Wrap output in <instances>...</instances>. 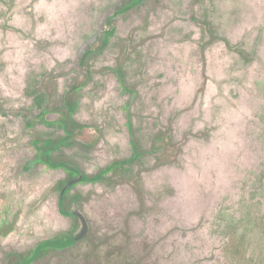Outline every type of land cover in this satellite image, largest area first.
I'll list each match as a JSON object with an SVG mask.
<instances>
[{"label": "rangeland", "instance_id": "374dc122", "mask_svg": "<svg viewBox=\"0 0 264 264\" xmlns=\"http://www.w3.org/2000/svg\"><path fill=\"white\" fill-rule=\"evenodd\" d=\"M130 1L0 0V264L80 227L59 208L67 173L35 146L64 137L69 96L80 126L53 160L92 176L131 159L132 141L140 157L116 183L73 188L89 235L32 264H264V0L218 14L193 0L186 17L176 0H141L109 26Z\"/></svg>", "mask_w": 264, "mask_h": 264}, {"label": "trees", "instance_id": "16d2710c", "mask_svg": "<svg viewBox=\"0 0 264 264\" xmlns=\"http://www.w3.org/2000/svg\"><path fill=\"white\" fill-rule=\"evenodd\" d=\"M140 1L141 0H132L129 3H126L123 7H121L116 13H114L108 19L107 23L109 24V26L114 24L113 21H114L115 17H117V15H119L122 12L124 13L126 11H130L137 4H139ZM193 19H194L195 22H197V23L199 22L196 17H193ZM204 25L206 26L208 32L211 35V39L210 40L213 41L214 39H216L214 37L211 24L208 23V22H205ZM112 33H113V31H112ZM106 41H107V39H106ZM113 72L117 74L118 79H119L120 83L122 84L123 88L126 91H129L127 86H126L125 80H124V70L122 69V65L118 69L113 70ZM130 94H131V96H130V103H129V107L128 108L131 107V105L133 103V100L135 99V96H136V93L133 92V91H131ZM67 105H68V111H69L68 116H69L70 120H72V116H73V113L75 111V105H76V101L73 99V96H69L68 97ZM127 114H128V119H129L128 120V128H129L130 132L134 135L133 126H132L131 119H130L128 111H127ZM72 122H73L74 126H80L77 122H75V121H72ZM64 126H66V130H67V133H68L67 138H65L66 142L64 144L65 145L66 144L70 145L71 143L70 142L68 143L67 141L72 137V133L73 132L68 128L66 123H64ZM54 142L56 143L57 141H54ZM57 143H59V142H57ZM59 146L60 145H54V147H52L51 149L52 150H56L57 148H59ZM132 147L134 149V155H137L138 154L137 153V147L134 146L133 141H132ZM134 155H133V157L131 159H128V160H117V161L112 162L108 167L100 170V172H99L100 178L91 177L89 180L91 182L116 183L117 181H116L115 178L108 177L109 174L116 173V171L119 170L124 165H128V164L134 163L136 161V158L134 157ZM138 156H139V154H138ZM40 160L43 163H45L50 168H53V169H58V168L67 169L66 162L68 160L65 159L64 155H62L61 157L57 158L56 160L45 158V157H41ZM62 185H63V183H62ZM76 199H78V198H76ZM67 203H68V196L65 197L64 201H60V212L65 217H72V215L70 213V210H69L70 206ZM74 243H75V240H74L73 232L69 231V232H66V233L59 234V235L55 236L54 238H51V239H48V240H45V241L39 243L34 248L32 253H30L29 255H17V257H18L17 260L18 261H17L16 264H32L35 260H37L39 257L45 255L50 250H52V249H61V248L67 247V246H71Z\"/></svg>", "mask_w": 264, "mask_h": 264}, {"label": "flooded vegetation", "instance_id": "af4514ba", "mask_svg": "<svg viewBox=\"0 0 264 264\" xmlns=\"http://www.w3.org/2000/svg\"><path fill=\"white\" fill-rule=\"evenodd\" d=\"M49 114H50V112H48L45 115L46 121L48 119V115ZM68 114L69 113H67V115L65 117V122L64 123H66V124L70 121V118H69ZM71 125H73L72 121H71ZM71 125L68 124L67 126L73 132V128H72ZM77 130H78L77 131L78 134H80V135L83 134L84 132L92 133L90 131V129H89V131H87L84 128H80V129H77ZM63 131H64V137L61 138V140L57 141L59 143H57V142L55 143L54 141H46V142L36 141L35 142V146L39 147V157L40 158L41 157H45V158H49V159L55 158L54 153L57 152L59 149H61V147L63 145H65L64 144L66 142L65 138H67V136H68V133H67V130H66V126L63 127ZM74 134H75V132L72 133V137L67 141L68 143L69 142L70 143H73L74 142L73 139H74V137H76V135L74 136ZM77 143H80L81 144V147L84 148V149H86V147L88 145H90V139H88V140H87V138L82 139V140L80 139V140H77ZM54 145H60V146L56 150H52L51 148L54 147ZM60 153L61 152H59L57 154L60 156ZM134 157L136 158V160H138L139 157H140V155L138 156V154H137V155H134ZM66 167H67V169L58 168V169H62L63 171H65L67 173L66 181H65V183H63V185L59 189V208H60V201H64L66 196L69 197V195L71 194L72 189L75 188L77 185H80V183L73 185L70 189L67 190V192H66V194L64 196V199L63 200L61 199V197H60L61 196V192L64 189L65 185L67 183L73 181L74 179L78 178L79 175H80V172H83L85 174V176H86V178L81 183H83V182H85V183H95V182H91L89 179L91 177H98V178H100V176H99L100 175L99 174L100 170L97 171L94 175L90 176L85 170H83L77 163H75L73 161H67L66 162ZM96 183H98V182H96ZM74 218H76V217H74ZM76 219H78V218H76Z\"/></svg>", "mask_w": 264, "mask_h": 264}, {"label": "water", "instance_id": "95a60500", "mask_svg": "<svg viewBox=\"0 0 264 264\" xmlns=\"http://www.w3.org/2000/svg\"><path fill=\"white\" fill-rule=\"evenodd\" d=\"M59 118H61V115H58L56 113L52 114L50 113L48 115V120L50 121H57ZM86 178L85 174L83 172H80V175L78 178L74 179L73 181L67 183L64 187V189L61 192V199H64V196L68 189H70L73 185L81 183ZM71 215L73 217L78 218L80 227L77 232L74 233V240L75 242L81 241L82 239L86 238L90 233V224L88 221V218L86 215L81 211L80 206L77 202L74 203L73 208L70 211Z\"/></svg>", "mask_w": 264, "mask_h": 264}, {"label": "crops", "instance_id": "0c3cea01", "mask_svg": "<svg viewBox=\"0 0 264 264\" xmlns=\"http://www.w3.org/2000/svg\"><path fill=\"white\" fill-rule=\"evenodd\" d=\"M192 1H193V0H176V4H177V5L183 6L182 13L184 14L185 17L187 16V13H188L186 7L190 6V4L192 3ZM223 1H224V0H215V8L218 10V12H217V13L215 12V14H218V13L220 12V7L217 6V4H220V3H222ZM188 17H190L191 22L196 23V22L194 21V19H193V17H196V15L193 14L192 11H191V13H190V15H189ZM209 20H211V18H210ZM211 21H212V20H211ZM207 22L209 23L210 21H207ZM213 22H214V24L216 25L215 21H213ZM189 28H190V27H189ZM183 30H184V29H183ZM179 33H180V31H179ZM221 33H222V34H220L219 36H222V37H224V38H227V34L225 33V30H223ZM210 39H211V37L209 38V40H210ZM221 49H223V47H221ZM192 52H193V54L196 55V56H197V55L200 56V57L203 56V58L207 61V49H206V48H205V49H204V47L192 48Z\"/></svg>", "mask_w": 264, "mask_h": 264}]
</instances>
